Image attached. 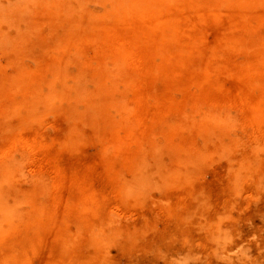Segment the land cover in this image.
I'll list each match as a JSON object with an SVG mask.
<instances>
[{
	"label": "rangeland",
	"instance_id": "374dc122",
	"mask_svg": "<svg viewBox=\"0 0 264 264\" xmlns=\"http://www.w3.org/2000/svg\"><path fill=\"white\" fill-rule=\"evenodd\" d=\"M181 1L0 0V264H264V0Z\"/></svg>",
	"mask_w": 264,
	"mask_h": 264
},
{
	"label": "bare ground",
	"instance_id": "6f19581e",
	"mask_svg": "<svg viewBox=\"0 0 264 264\" xmlns=\"http://www.w3.org/2000/svg\"><path fill=\"white\" fill-rule=\"evenodd\" d=\"M27 1L28 0H15V2L13 3L15 6H17V7H20L19 6V4H21V8L23 7L24 8V6H25V4L27 3ZM59 1V0H58ZM164 2H169L170 3V1H172V0H163ZM179 1V0H178ZM186 0H184V1H181L182 3H179V4H177V5H179V7H180V5L182 4V7H186L185 9H187V7H188V5H187V3H183V2H185ZM189 1V0H188ZM187 1V2H188ZM196 1V0H195ZM161 2V0H110V6H109V8H108V10H106L105 11V13L107 14V17L108 18H110V19H112V20H116V19H119V18H122L123 17V20H124V17H126V16H131V17H133L134 19H135V21L136 20H141L142 21V23H143V21L145 20V18H144V13L143 12H145V11H147L146 10V8H145V10H144V7H146V4L147 5H151V4H153V6H155L154 4H158V3H160ZM56 3V2H55ZM173 3V2H172ZM193 3V2H192ZM191 3V4H192ZM18 4V5H17ZM144 4H145V6H144ZM162 4V3H161ZM164 4V3H163ZM162 4V5H163ZM171 4V3H170ZM169 4V5H170ZM183 4H186L187 6H183ZM181 7V8H182ZM180 8V10L182 11V9ZM190 8V7H189ZM183 10H184V8H183ZM65 12L66 11H64V13L63 14H65ZM7 14H9V12H7L6 11V9L5 8H3V10L0 8V21H2L3 20V18H4V20H5V18H6V15ZM147 17V16H146ZM149 17H150V15H149ZM72 18V17H71ZM130 17H127L125 20L127 21V19H129ZM148 18V17H147ZM103 19V18H102ZM148 19H152L151 21H153V20H159V18L157 17L156 19L154 18V17H150V18H148ZM148 19H146V23H147V21H148ZM160 19H162V18H160ZM3 20V21H4ZM77 20V19H76ZM163 20V19H162ZM90 21V20H89ZM97 21V20H96ZM119 21V20H118ZM117 21V22H118ZM131 21H133V20H131ZM73 22V21H72ZM111 22V21H110ZM137 22V21H136ZM140 22V21H139ZM145 22V21H144ZM150 22V21H149ZM97 23V22H96ZM133 23V22H132ZM71 24V23H70ZM136 24H138L137 26H139V23H136ZM141 24V23H140ZM159 24V23H158ZM157 24V25H158ZM166 25H167V23H165ZM154 25V24H153ZM142 26V25H141ZM141 26H139L138 28H143V27H141ZM144 26V25H143ZM83 27V26H82ZM132 27V26H131ZM111 28V27H110ZM127 29V28H126ZM131 30H132V28H130ZM161 29H162V26H161ZM74 30H75V28H74ZM116 30V29H115ZM73 31V30H72ZM71 31V32H72ZM127 32H128V30H127ZM75 33V32H74ZM135 33V32H134ZM71 34V33H70ZM107 34V33H106ZM116 34V33H115ZM68 35V34H67ZM69 36V35H68ZM108 37V36H107ZM129 37H132L131 35L129 36ZM65 38V37H64ZM66 39V38H65ZM127 40V39H126ZM108 42V41H107ZM126 42V41H125ZM109 43H110V41H109ZM108 43V44H109ZM131 43V42H130ZM122 48V47H121ZM129 48H133V47H131V46H129ZM124 49H125V47H124ZM129 50V49H128ZM131 52V51H130ZM132 52H133V50H132ZM124 55V54H123ZM129 55L130 54H128V58H129ZM1 57V56H0ZM122 57V56H121ZM120 57V58H121ZM124 57H126L125 55H124ZM130 57H131V55H130ZM1 58H3V57H1ZM114 58V57H113ZM116 58H119V57H116ZM123 58V57H122ZM121 58V59H122ZM127 58V57H126ZM109 59V58H108ZM124 59V58H123ZM117 60V59H116ZM131 60H132V58H131ZM119 61V60H118ZM122 61V60H121ZM129 62V61H128ZM122 63V62H121ZM123 63H125V62H123ZM111 68V67H110ZM112 70V69H111ZM23 76V75H22ZM21 81H22V83H23V85L26 87L28 84H30V82H31V80L29 79V78H25V77H22L21 78ZM49 81V80H48ZM33 82H31V84H32ZM35 86H36V84H35ZM34 87V86H33ZM36 87H38V86H36ZM71 87V86H70ZM39 88V87H38ZM46 88V92H38V91H41L40 89H38V91H36V92H38V93H36V95H30L29 96V103L28 102H26L27 101V96L22 100V106H23V109L24 108H26L27 107V103L29 104L28 106L30 107V115H32L33 114V112H35V106L36 105H38L39 106V104H42V105H44L45 106V108L44 109H49V108H51L52 107V104H54V103H52V101L54 100V99H56V97H58L59 98V96H60V92L59 91H63V89L64 88H62L61 87V89L62 90H58V91H56V87H54V82L53 81H50L49 83H48V86L47 87H45ZM33 89V88H32ZM104 89V88H103ZM33 90H35V89H33ZM67 90L68 89H66V91H65V89H64V91L62 92V94L63 95H65V93L66 94H68L67 93ZM71 90H73V92H75V93H82L83 92V89H82V87L81 86H79V87H76L75 85H72V87L69 89V91H71ZM32 92V91H31ZM35 92V91H34ZM99 93V92H98ZM30 93H28V95H29ZM34 96L36 97V99L34 98ZM38 98V99H37ZM56 102V101H55ZM55 105V104H54ZM41 106V105H40ZM34 108V109H33ZM40 108V107H39ZM54 108V107H53ZM41 109H42V107H41ZM37 110V109H36ZM39 110V109H38ZM97 110V109H96ZM24 112H25V110H23ZM27 112V111H26ZM26 112H25V114H26ZM100 112V111H99ZM92 115V114H91ZM22 116H24V115H22ZM156 153H154V155H155ZM193 156V155H192ZM175 157V156H174ZM181 157H183V156H181ZM191 157V156H190ZM185 158V157H184ZM203 158V157H202ZM156 159H158V157L156 158ZM173 159V158H172ZM192 159H194V157H192ZM159 160V159H158ZM179 160V159H178ZM190 159H188L187 161H189ZM200 160H202V159H200ZM154 161H157V160H155L154 159ZM174 161V160H173ZM185 161V160H184ZM203 161V160H202ZM201 161V162H202ZM172 162V161H171ZM176 162V161H175ZM157 163V162H156ZM159 163V162H158ZM180 163V162H179ZM186 163V162H185ZM195 163V162H194ZM189 164H190V161H189ZM184 165H187V166H189L188 165V163L187 164H184ZM191 165H192V163H191ZM190 165V166H191ZM171 166H172V164H171ZM194 166V165H193ZM168 167H170V166H168ZM180 167H182V166H180ZM186 167V166H185ZM166 168V167H165ZM167 169V168H166ZM176 169V168H175ZM174 169V170H175ZM183 169V168H182ZM191 169H193V168H191ZM185 170V169H184ZM170 171V170H169ZM186 171V170H185ZM189 171H191V170H189ZM9 172H11V169H10V171H9V169H5V170H3V172H2V181L1 182H4L5 183V181H7V180H9ZM13 172H14V169H13ZM12 172V173H13ZM164 172H165V170H164ZM172 172V171H171ZM176 172V171H175ZM173 173V172H172ZM1 174V173H0ZM171 174V173H170ZM182 174V173H181ZM192 174V173H191ZM190 174V175H191ZM197 174V173H196ZM161 175H162V173H161ZM167 175V174H166ZM184 174H182V176H183ZM189 175V174H188ZM187 175V176H188ZM141 176V175H140ZM163 176V175H162ZM185 176V175H184ZM194 176V175H193ZM192 176V177H193ZM12 176H10V178H11ZM145 177V176H144ZM147 177V176H146ZM170 176H168V178H169ZM179 177H180V175H179ZM138 178V177H137ZM148 178V177H147ZM146 178V179H147ZM186 178V177H185ZM188 178H189V176H188ZM167 179V178H166ZM194 179V178H193ZM138 180H140L139 178H138ZM170 180V179H169ZM176 180V179H175ZM175 180H173V181H175ZM181 180H183V178H181ZM186 180V179H185ZM187 181V180H186ZM136 183H132V185H131V191H130V189H129V191L127 190V192H132V194L134 195L135 193V195L137 196V194H141L142 193V190H144L143 188H144V178H143V180H140V181H135ZM180 182H182V181H179V183ZM146 183V182H145ZM182 184H183V182H182ZM185 184V183H184ZM1 185V184H0ZM178 185V184H177ZM180 185V184H179ZM2 186V185H1ZM9 185H7V188H8V190L10 189V187H8ZM5 187V186H4ZM12 187H13V189L11 190L12 192H13V190H14V186L12 185ZM11 187V188H12ZM7 188H6V190H7ZM17 188V187H16ZM15 188V189H16ZM1 191H2V189H0ZM16 191H18V189H16ZM15 192V191H14ZM1 193H4V191L3 192H1ZM17 194V193H16ZM15 193H14V195H16ZM19 194H20V191H19ZM4 195V194H3ZM0 196H2V195H0ZM8 196H9V193H8ZM3 197V196H2ZM0 198V219H1V216H2V219L3 218H8V216L9 217H11L12 219L14 218V216H16L17 214V216L19 217V216H21L20 215V213L18 212L17 214L15 213L16 211V208H15V210H13V209H11V208H9V209H7L8 208V206L6 207L4 204H2V202H1V199L3 200V198ZM10 197V196H9ZM11 197H12V195H11ZM14 197V196H13ZM14 199H16V200H18V198H14ZM24 199V198H23ZM23 199H21V200H23ZM5 200V199H4ZM21 200H19V202L21 201ZM12 201H14V200H12ZM16 203V205H18L17 204V201H15ZM22 202V201H21ZM4 203H6L7 204V202H4ZM12 204V203H11ZM14 204V203H13ZM14 204V205H15ZM10 206V205H9ZM13 208V207H12ZM12 211H11V210ZM18 209V208H17ZM33 209V208H32ZM34 209H35V207H34ZM8 210H9V212H8ZM11 211V212H10ZM14 211V212H13ZM33 213V212H32ZM11 214V215H10ZM38 215V214H37ZM29 216V215H28ZM36 217V216H35ZM17 218V217H16ZM9 219V218H8ZM21 219V218H20ZM35 219V218H34ZM37 219V218H36ZM10 220V219H9ZM29 220V219H28ZM32 220V219H31ZM22 221V220H21ZM27 222V221H26ZM31 223H33V222H31ZM2 224V223H1ZM14 225H16V224H14ZM7 226V225H6ZM0 228H2L1 226H0ZM9 228V227H8ZM5 229V228H4ZM1 230V229H0ZM1 232H3V231H1ZM5 234V233H4ZM2 235H0V237H1ZM3 241V240H2ZM1 241V242H2Z\"/></svg>",
	"mask_w": 264,
	"mask_h": 264
}]
</instances>
